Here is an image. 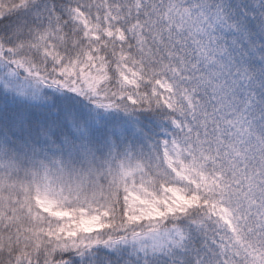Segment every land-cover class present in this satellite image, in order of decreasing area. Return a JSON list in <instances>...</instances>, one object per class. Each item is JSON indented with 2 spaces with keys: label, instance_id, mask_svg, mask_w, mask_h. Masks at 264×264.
Listing matches in <instances>:
<instances>
[{
  "label": "snow or ice",
  "instance_id": "6c2138e0",
  "mask_svg": "<svg viewBox=\"0 0 264 264\" xmlns=\"http://www.w3.org/2000/svg\"><path fill=\"white\" fill-rule=\"evenodd\" d=\"M0 264H264V0H0Z\"/></svg>",
  "mask_w": 264,
  "mask_h": 264
}]
</instances>
